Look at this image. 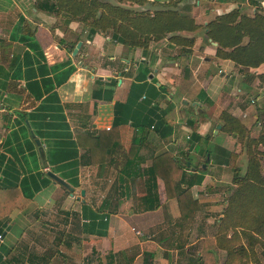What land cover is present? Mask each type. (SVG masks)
<instances>
[{
    "label": "crops",
    "instance_id": "1",
    "mask_svg": "<svg viewBox=\"0 0 264 264\" xmlns=\"http://www.w3.org/2000/svg\"><path fill=\"white\" fill-rule=\"evenodd\" d=\"M52 1L0 0V152L5 162H18L19 178H27L31 186L49 180L24 209L9 214L0 238V264H200L206 238H213L216 264H223L227 253L216 236L235 185L230 167L213 163L205 150L221 146L237 153L238 168L239 156L247 157L236 136L222 130L220 114L226 111L240 119L250 135L255 127L258 136L264 88L251 75L264 72V64L243 71L231 60L216 58L217 43L207 39L205 26L237 8L248 16L264 12V0H179L178 8L192 6L200 25L193 33H182L194 36L193 47L183 49L164 39L152 42L146 54L109 35L89 38L78 22L62 25L60 17L45 8ZM25 25L33 30L31 40L24 38ZM32 41L37 47L29 44ZM64 61L74 71L57 85L67 69L60 64ZM145 69L146 77L137 82V74ZM10 81L13 87L7 89ZM53 91L58 101L45 104L59 105L61 111H35ZM161 111L165 126H146L155 123ZM252 118L256 126L250 125ZM115 120L120 143L103 162L91 164L89 147L77 148L76 174L71 176L77 187L53 170L35 143L38 138L46 157L47 145L75 140L76 133L97 134ZM38 131L44 133L42 138L35 137ZM192 133L206 137L205 146L195 147L201 140L190 148ZM135 141L140 146L130 159ZM163 151L184 164L176 192L190 185L198 202L194 209L181 212L178 200L166 196L162 179L153 173V159ZM199 169L203 180L196 184ZM239 240L247 246L243 236ZM254 251L259 254L260 249Z\"/></svg>",
    "mask_w": 264,
    "mask_h": 264
},
{
    "label": "trees",
    "instance_id": "2",
    "mask_svg": "<svg viewBox=\"0 0 264 264\" xmlns=\"http://www.w3.org/2000/svg\"><path fill=\"white\" fill-rule=\"evenodd\" d=\"M235 1L244 2L245 0ZM178 3L179 0H171L167 3H156L149 0H115V2L110 0H53L45 8L49 12H55L64 26H68L70 22L80 23L89 38L95 34L109 35L117 43L129 49L140 48L146 54L152 42L157 43L164 39L168 40L171 45L183 49L193 47L194 36L187 37L182 33H193L199 29L200 25L192 16V6L184 5L178 8ZM205 28L207 39L217 43L216 58L231 60L243 71L264 64V12L257 11L253 16H248L237 8L216 16L207 23ZM25 30L27 32L25 40H31L30 36L33 35V30L26 25ZM29 44L32 47H37L34 41ZM60 64L66 66L67 69L58 79L57 85L64 83L74 71V67L69 64V61ZM146 75V69L140 71L136 76L137 82L143 81ZM251 78H257L259 85L264 88V72L251 75ZM13 83L12 81L7 83L6 88L12 89ZM136 84L139 83H133L132 86L136 87ZM28 90L32 93L29 86ZM47 90L50 89L47 88ZM110 93L111 91L108 90L109 98H111ZM35 96L40 98L41 93ZM52 100L58 101L56 91L50 93L45 101L36 107L35 111H44L46 108H51L54 112L61 111L59 105L47 106V103L45 104V102L51 103ZM123 108L121 106V109ZM159 114L155 123L146 126L156 130L165 126L163 119L165 111H161ZM30 116L40 115L31 113ZM60 116L57 114V117ZM43 117H45L44 114L41 115V118ZM220 121L222 130L236 136L248 158L246 172L241 175L235 164L237 153L221 146L205 150V154L206 152L210 153L213 163L225 164L230 167L232 183L235 185L233 192L228 197L216 236L218 245L224 248L227 253L223 264H248L249 262L263 264L264 151L260 147H264V122L258 136L252 137L242 121L229 112L222 111ZM118 125L119 122L115 120L109 129L99 131L97 134L76 133L75 140H64L47 145L45 159L53 170H60L64 176L72 180L71 176L76 174L77 148L80 146L89 147L91 164L103 162L104 156L119 146ZM62 126L66 128L67 124L63 121ZM135 126L140 125L135 123ZM141 126L143 127V125ZM36 134L35 137L42 138L44 136L42 131H38ZM66 135L65 137L70 139L71 135L69 133ZM162 135L164 136V134ZM203 139L206 137L192 133L189 137L190 148L195 142ZM139 146L138 141L131 144L128 151L130 159L134 157ZM4 158L5 155L0 152V235L8 225L9 214L14 210L24 209L35 192L49 181L47 179L37 180L31 186L27 178H19L22 170L18 162L15 160L5 162ZM152 170L156 176L162 179L166 196L168 198L175 197L178 200L181 212L192 210L198 206V202L191 196L190 185H187L181 192H176V185L181 184L185 171L184 164L171 152L163 151L156 155L153 159ZM203 174L204 171L199 170L195 179L196 184L201 183ZM70 184L78 186L76 179H73ZM240 235L243 236L247 246L240 243ZM255 247L260 249L259 254L254 251ZM200 253L202 258L200 264H216V247L213 245V238L204 239Z\"/></svg>",
    "mask_w": 264,
    "mask_h": 264
},
{
    "label": "rangeland",
    "instance_id": "3",
    "mask_svg": "<svg viewBox=\"0 0 264 264\" xmlns=\"http://www.w3.org/2000/svg\"><path fill=\"white\" fill-rule=\"evenodd\" d=\"M111 2H115V0H110ZM216 76L218 77V74H216ZM254 92V90L253 89H250V93H253ZM215 99L217 100V101H219L220 99L217 97V95H215ZM263 111V110H262ZM252 120H254L253 118H252ZM251 120V121H252ZM255 120H256V118H255ZM255 120H254V122H250V125L251 126H256V122H255ZM257 120H259L260 121V127H261V125H262V123L264 122V116L263 115H261V114H259V117L257 118ZM258 126V125H257ZM250 129V128H249ZM254 129H255V127H254ZM252 130V136H257V134L255 135V130ZM251 131V130H250ZM225 135V134H224ZM203 146H205V141L204 140H202L201 141V143H197V144H195V147H197L198 149L199 148H201V147H203ZM195 152H196V150H194V153H191V155H190V157L191 158H193V156H194V154H195ZM237 164H238V166H239V168H240V170H241V174H244V172H245V170H246V166H247V157H246V155H245V153H242L240 156H239V158H238V162H237ZM203 165V164H202ZM201 165V166H202ZM200 170V169H199ZM228 171H230L229 170V168H228ZM248 264H253L252 262H249ZM263 264H264V261H263Z\"/></svg>",
    "mask_w": 264,
    "mask_h": 264
},
{
    "label": "water",
    "instance_id": "4",
    "mask_svg": "<svg viewBox=\"0 0 264 264\" xmlns=\"http://www.w3.org/2000/svg\"><path fill=\"white\" fill-rule=\"evenodd\" d=\"M213 44L215 45L216 43L213 42ZM80 46H81V41H79V42L74 46V48H73V50H72V55H75V54L77 53V51H78V49L80 48ZM218 128H220V125L217 126V129H218ZM32 135H34V134L32 133ZM35 143H36V145L39 147L40 153L42 154V157H43V159H44L45 156H44L43 148H42V146H41V144H40V140H39L38 138H35ZM183 161H185V160H183ZM187 165H189V162H187ZM203 166H205V165H203ZM82 193H83V191H82ZM1 236H2V235H1Z\"/></svg>",
    "mask_w": 264,
    "mask_h": 264
},
{
    "label": "built area",
    "instance_id": "5",
    "mask_svg": "<svg viewBox=\"0 0 264 264\" xmlns=\"http://www.w3.org/2000/svg\"><path fill=\"white\" fill-rule=\"evenodd\" d=\"M0 238H1V235H0Z\"/></svg>",
    "mask_w": 264,
    "mask_h": 264
}]
</instances>
